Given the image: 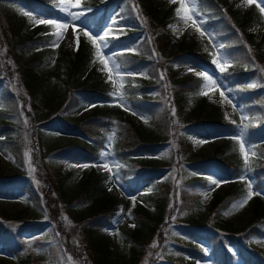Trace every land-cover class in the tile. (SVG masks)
<instances>
[{
    "label": "rangeland",
    "instance_id": "rangeland-1",
    "mask_svg": "<svg viewBox=\"0 0 264 264\" xmlns=\"http://www.w3.org/2000/svg\"><path fill=\"white\" fill-rule=\"evenodd\" d=\"M223 1L231 5V8L238 10L242 16L248 14L245 30L253 35V44L264 53V15L256 7L259 0H251V3L246 6L241 5V0ZM53 2L51 13L45 10V7L41 8L42 6L34 10V3L29 0H0V53L3 54V62L0 64V123L8 125L10 128L8 135L14 138L19 148V154H15L9 145L4 144V136L0 135V168L4 181L0 183V219L6 223L9 221L8 224L0 225L2 233L0 245H3L4 240L14 245L11 249L6 245L4 248L0 246V264H21L17 255L23 252L25 258L28 257L24 264H94V256H91L88 250V239L85 238L86 230L90 228L95 229L93 231L95 237L99 238L103 234L108 238L109 248L114 257H129L128 237L136 228L132 213L138 205L142 204L153 209V206L146 202L145 195L150 194L158 182L169 186L168 196L166 194L165 196L178 197L179 203L175 204L174 210L177 205L179 207L167 216V220L161 223L156 231L151 233L147 230L142 233L140 248H138L140 258L137 264H184L194 258L197 259V264H213V256L216 254L213 241L221 242L225 234L230 241L228 236L230 231L227 230L230 227H233L231 231L239 236H242L243 232L248 234L247 237L255 245L264 249V242H258L259 238L264 241V234L260 237L256 230L253 232L249 230L257 216L254 217V203L258 196L253 195L242 209L232 207L244 198L249 183L254 192L264 193V189L259 191L256 189L255 177L252 176L251 169L246 170L244 167L242 175H230L215 163L222 160L217 158L216 153L226 141L224 137L228 135L222 134L221 130L214 128L220 126L210 122L219 121L233 126L238 124L239 134L243 125H249L245 130V133H248L249 128L258 126L259 122L262 124L263 121L260 119H264V104L258 107L244 105L241 101L235 100V93L226 83L224 75L233 65L231 55L223 45L226 43V35L222 39L216 38L212 29L206 24L205 18L199 13L197 21L202 22L201 31L206 32V35L201 37L193 27H185L183 21L176 16L180 0H176L175 3L164 0L165 9L173 7V15L168 24L170 31L173 32L170 26L181 29L183 34L178 32L173 34L185 46H192L198 53L208 54L211 57L209 65L195 61V58L185 59L189 65L183 74L179 75V79L181 78L182 81L190 78L202 79L197 75L199 72L210 75L217 81L220 91H224L232 103L228 104L224 101L220 91L209 90L208 95L200 96L198 95L200 90L188 92L185 85L180 88V82H173L167 71L169 64L180 66L182 55L179 54V48L176 43H173L171 49L161 47L160 56L156 55L159 60L157 66L160 77L153 83H159L161 90L159 92V87L154 86L149 89V95L157 104L163 101L164 106L165 95L169 98L170 92H175L177 95L184 92L187 94L181 112H178V109L175 111L174 124L170 126L171 133L170 131L157 133L155 126L151 123L152 119L145 112L135 111L124 99L110 95L116 89L126 90L120 68L118 73L113 72V79L110 81L108 72L101 70L103 65L95 55L96 49L84 35V32H88L89 35L97 38L85 28L90 27L86 26L81 18L73 20L71 16L60 10L61 7H69L73 13H87L92 10L91 6L85 5L90 4V1L79 0L81 5L79 8L70 7L77 0H65L63 5L59 4L58 0ZM123 2L126 3L127 0L120 1L108 12L104 9L100 11V14L105 12L108 16L105 23L107 37L119 35V32L114 31L121 28L119 9ZM237 5L241 6L237 7ZM4 11L18 17L24 16L25 12L29 14L24 16L27 24L20 30L19 35L4 29L6 15L3 16V14H7ZM30 16L68 23L69 28L66 32L61 30L63 38L58 45L54 46L52 42L56 37L45 35V33L51 34L54 29L44 30L48 25L36 24L29 18ZM40 27L44 29L37 30L38 33H35ZM142 36H138V40H142ZM77 37L84 40L82 45L89 48L93 58L90 65L94 66L95 72L90 74L87 70L84 75L91 76L92 80L99 83L98 86L101 89L99 92L109 91L107 94L112 97V100L119 101L121 106H124L121 108L124 116L131 117L130 119L147 140L145 149L150 152L142 151L137 155L140 159L146 155L152 159L153 170L146 172L145 178L140 179L135 175L129 176L131 180L124 178L125 174L120 169L122 167L119 161L120 154L115 150L111 152V146H114L117 140L116 127L111 123L108 126L107 148L101 149L98 153L100 160L94 161L84 152H81V155L77 154L80 150L75 145L85 146L87 140L78 126L91 121L94 106L105 105L101 98L91 97L92 95L87 93L89 91L72 88L68 96L69 90L66 86L68 70L77 54L75 51L77 45L70 44V41H75ZM11 40L13 43H9ZM98 43L101 46V54L108 60L109 67L118 65L107 51V48L110 49L106 40L98 41ZM45 44L46 47H44ZM125 49H131V45H127ZM228 49L231 50V48ZM213 59H217L220 63L227 61L230 66L224 72H220L213 63ZM34 61V76L26 79L24 75L26 68ZM189 69L192 70L189 71ZM136 74L149 79L146 70L141 69ZM162 75L163 79H161ZM241 83L246 84L247 87L255 83L257 87L248 88L260 90L261 95H264V90H261L255 75H243ZM121 84H123L122 88ZM4 89L6 93L8 92V95H5L13 99V103L10 102L11 105L8 104L9 100L5 101V97L2 96ZM233 105L236 106L235 109ZM129 112L130 115H127ZM242 116L248 119L242 120ZM144 120L148 123H144ZM103 121L105 120H98V122ZM243 139L246 141V148L250 146L251 163L258 155V148L255 149V146L264 145V132L255 144H247L246 135ZM236 150L243 161L238 148ZM251 151H255L257 155L252 157ZM102 152H108L110 155L102 158ZM25 153L28 155L26 156ZM29 161L34 171L29 168ZM103 163L109 165L111 172L94 166ZM82 165H89V167H81ZM90 177L102 178L105 184V196L117 200L115 204L117 216L112 224L104 229L90 224L88 213L91 204L79 200L82 185ZM209 177L221 181L220 185L217 187L211 184ZM139 179L140 185L136 187L130 185ZM172 181L174 185L171 184ZM235 184L244 192L243 198L234 201L220 214L210 217V205L214 196L225 194L227 196V191ZM60 186H63L64 190L61 189L63 194L60 192ZM110 187L112 191H109ZM132 189H136V192ZM260 197L264 198V195ZM132 198H135V202ZM261 208L260 214L264 211V207ZM4 217L8 219L5 220ZM52 219H54L55 227H58L57 232L54 231L53 223H50ZM262 227L264 229V221ZM240 244L241 246L238 247ZM226 245L228 248L232 247L231 252L236 256L233 263L244 264L239 255V250L244 249V241L238 240L234 244L226 243ZM17 247H19L18 250Z\"/></svg>",
    "mask_w": 264,
    "mask_h": 264
},
{
    "label": "trees",
    "instance_id": "trees-1",
    "mask_svg": "<svg viewBox=\"0 0 264 264\" xmlns=\"http://www.w3.org/2000/svg\"><path fill=\"white\" fill-rule=\"evenodd\" d=\"M29 1L31 3H34V1ZM114 1L119 0H108V4L114 3ZM36 3L42 5L44 2L37 1ZM163 3L164 0H127L124 10H122V19L126 20L130 18L127 22L132 21L131 25L134 27L133 30L124 27V30L129 32L132 31L130 36L126 39H130L133 42L135 35L138 33L136 30L137 28H140L145 34V40H147L146 42L142 41L140 44L134 43V45L138 48L139 53H152V50L160 51V49L165 47H170L171 49L173 43L175 42V38L171 34V31L167 29L169 21L173 15V10H166L163 7ZM197 3L199 6V11L206 16L208 23L214 29L213 31L215 35L220 39L224 38V35H226V49L231 55L233 65L226 70V74L224 77L231 91L237 95L239 100L243 101L250 107H254L255 105L262 106L264 104V99H254V97H257L256 93L253 90L249 89L246 85L241 83L243 75L253 74L255 75L259 84L264 85V72H261L259 70L261 68H264V53L260 50L259 47L253 44V35L247 33L245 30L248 22V14H244L242 16L238 10L231 8V5H229L228 3H224L223 0H197ZM4 12L7 13L3 14V16L6 15L4 29H7L14 34L19 35L20 30L24 29V26L27 24L25 18L26 16L24 15L25 17H18L13 13H8V11ZM37 30H42V27L36 29L35 33H38ZM9 43H13V41L11 40ZM82 44L83 42L76 52V58L71 61L68 70L69 77L66 81V86L69 90L68 96L72 92V88L92 92L101 90L98 86L99 83L96 80H92L91 76L86 77L84 75L89 68L88 66L89 62L91 61V53L89 52V48H86ZM176 45L179 48V54L182 55V62L180 61L179 67L171 64L167 65V71L169 73L168 76L173 82H180V88L185 85L187 86L188 92H198L201 85L203 84L202 79L190 78L189 80L182 81L181 78L179 79V75L183 74V71L188 65L185 62V59L188 57L187 55H189V57L191 56L192 58L197 57V60L204 61L205 63H210L209 56L207 54L198 53L193 49L192 46L187 47L182 42H177ZM44 47H46V44L44 45ZM228 48H231V50H229ZM2 56L3 54L0 53V64L3 62ZM116 58L122 67L129 65L136 66L143 63L144 60L146 61L147 59V57L145 58L144 56L135 55L133 54V52H129L128 54L121 53L117 55ZM35 60H37V58H35ZM158 62L159 60L155 58V64L152 63L150 67V74L152 76H156L157 78L160 74L159 68L157 66ZM34 64L35 61L34 63H30L26 68V72L24 73L26 79H30L34 76ZM93 73L94 70L90 72V74ZM140 83L145 82L140 81ZM255 91L257 92V90ZM5 94L8 95V92L6 93V90L4 89L2 91V96L5 97V101L8 99V104L11 105L10 102L13 103V99L6 96ZM186 94L187 93L184 92L180 93V95H177L175 92H170L171 96L169 98H167L165 95V105L161 107L159 111L158 109L154 108L155 104L151 103V99L146 97V95L142 99H138L134 95L133 99L135 105L139 108L143 104H146L144 109L148 111L149 114H152L151 118L153 119L151 123L155 126L154 128L157 133H160L162 131H166L167 133L170 131L171 133L172 129L170 126H173V117L175 118V115H173V109L175 111L176 109H178L177 111L181 112V107H183L186 102ZM76 103L78 104V101ZM100 116L105 117L107 120L103 123H98L96 122V119H91V121L82 123L80 127L89 139V142H86L85 146H75L79 148L80 152H84L93 160L97 159L99 151L102 148L106 147L108 132L105 133V130L110 123L115 124V136L117 137V140L114 143L112 152L113 150H115L118 154H120L119 161L122 163V167L120 169L125 174L124 178L127 180H131L129 179L130 175H135L138 178H144V174L146 172L153 170V163L151 162L152 159L149 157V155H146L143 159H140L137 156L139 155V152L142 151L150 152L149 150L145 149L147 147V140L144 134L139 130L137 125L129 117L123 118L124 116L122 115L120 109H95L94 115H92V117ZM211 123H216V125L220 126L216 127L217 129L223 128L226 131V134L229 133L231 135H234L238 132L237 126L225 124L219 121ZM259 125L258 127L253 126V128H249L248 135L250 142H255L256 136L260 134V127L262 126ZM9 131L10 128L7 124L0 123V135L4 136V144L9 145V147L15 154H19V148L14 142V138L11 135H8ZM237 148L238 145H236L235 141L232 139V137H230L226 139V141L221 145L219 151L216 153L217 158L219 160H223V162L222 160L217 162L218 167L225 170L226 173H230V175H241L244 168L243 161L238 156L236 150ZM257 148L258 155L250 163L249 167L252 170V176L255 177L254 179L256 180V183L260 184V186H263L264 188V145L261 144ZM2 177L3 172L0 168L1 184L4 182ZM103 181L104 180L102 178H88L87 181H85L82 185V192H80L79 197V200H84L85 202L91 204L88 213V215H90L89 222L90 224L97 225V228L100 229H104L105 227L110 226L117 216L115 206L117 200L113 198L110 199L105 196L106 191ZM13 182L16 181L13 180ZM135 183L136 181L130 185L132 186ZM61 184H63L62 181ZM171 184L174 185V181H172ZM168 188L169 186L166 183L162 184V182H158L153 187L150 194L145 195L146 202L151 204L153 206V209L151 210L150 208L142 204L138 205L135 211L132 213V218L136 224V228L134 233L130 237H128L130 241L129 257H114L109 248V242L106 236L102 234L99 238H97L93 234V231L95 230L94 228L86 230L85 238L88 239V250L91 256H94V264L138 263L140 258V249L138 251V248H140V237L142 233L147 230H149L151 233L156 231L157 227L167 220V216L169 214H172L173 211L175 212L179 207V205H177L176 209L174 210L175 204L179 203L178 197L165 196V194L168 196ZM59 189L63 194L61 190L63 189V186H60ZM227 194V196L226 194L214 196L210 205V217L213 218L215 214H220L222 211L227 209L234 201H238L244 196V192L236 184L231 186V188L227 191ZM254 207V217L256 215L257 216L253 220L254 223L249 227V230L253 232L254 229H260V232L264 233V229L262 227V222L264 221V211L262 214H260L259 212L262 209L261 207H264V200L260 197L256 198ZM4 218L5 220L8 219L7 217ZM53 220L54 219H52L50 223H53L54 231L57 232L58 227H55ZM8 222L9 221H7V223L3 222V220L0 219V225L8 224ZM232 228L233 227L226 229L233 230ZM3 242L5 245H8L10 249L14 247L12 242H6L5 240ZM18 248L19 247H17L16 249L18 250ZM250 250H252L255 255L260 258V262L258 260L257 261L261 264H264V249H260L258 247L250 248L244 253L246 257ZM17 259L19 263L24 264L28 257L25 258L23 252L17 255ZM184 264H194V262H188Z\"/></svg>",
    "mask_w": 264,
    "mask_h": 264
},
{
    "label": "snow or ice",
    "instance_id": "snow-or-ice-1",
    "mask_svg": "<svg viewBox=\"0 0 264 264\" xmlns=\"http://www.w3.org/2000/svg\"><path fill=\"white\" fill-rule=\"evenodd\" d=\"M59 4L63 5L65 4V0H58ZM176 0H170V3H175ZM249 3H251V0H241V5H248ZM241 5H237V7H240ZM264 0H259V3L256 4V7L259 9L260 13L262 15H264ZM81 5L79 3V0H77L76 3H72L70 5L71 8H79ZM198 7V3L197 0H187V2H185V0H180L179 3V7L176 9V16L183 21V24L185 25V27L191 26L195 29V31L199 32L201 37L206 35L205 31H201V23L197 21V17L199 16V12L197 10ZM60 10L62 12L67 13L69 16L72 17L73 20H77L79 19L80 16H82L84 13L83 12H78V13H73L69 10V7H61ZM24 15H29L28 13H23ZM34 23L36 24H45V25H50L54 31L51 33L52 35H54L56 37V39L52 42L54 46L58 45V42L63 38V32L61 30H63L64 32L67 31V29L69 28V24L68 23H64V22H58L56 20H51V19H44V18H40L37 19L36 17L30 16L29 17ZM189 21H191V25H189ZM173 30L174 33H179V34H183V31L179 28H177L176 26H170ZM73 31H75V29H73ZM45 35H48V33H45ZM84 35L87 36V38L89 39V41H91L93 47L96 49V53L95 55L99 58L100 63L103 65V68L101 69L102 71H107L108 72V79L111 81L113 79V72H119V65H113L111 68L109 67L108 64V60L104 57V55L101 54V46L98 43V41H105L106 37L108 36V33L106 32L103 36H99L97 38H94L92 35H89L88 32H84ZM78 41L79 38L77 37L75 41H70V44L75 43L76 45H78ZM209 41L211 42V38H209ZM221 47H223L221 45ZM207 51V49H206ZM251 51V50H249ZM156 53L153 52V55H155ZM95 62V61H94ZM213 63L216 64L217 68L219 69L220 72H224L226 70V68L229 65V63L226 61L224 63H220L218 62L217 59H213ZM192 69H189V71H191ZM261 72H264V68L259 69ZM198 76L202 77L203 79V85L198 93V95L200 96H206L208 95L209 90H216V91H220V86H218L217 81L210 75H207L203 72H199L197 73ZM161 79H163V75L161 76ZM120 87H123V84L120 85ZM248 87L250 88H255L257 87V85L255 83L253 84H249ZM110 95L113 96H119V98L122 100L123 99V95L120 93L119 89H116V91H114L113 93H110ZM220 96L223 98L224 101H226L228 104H231L232 101L231 99H229L226 95L224 91H220ZM235 105H233V108L235 109ZM173 115H175V110L173 109ZM226 118H227V113L225 114ZM242 120L244 119H248V117L246 116H242L241 117ZM234 122V121H233ZM25 123H27V121H25ZM144 123H148L147 120H144ZM239 127V126H238ZM249 127V125H243V127L241 128L240 133L237 136L232 137V139L236 142V144L238 145V150L240 155L243 157V164L245 166V169L248 170L249 166H250V158H249V151H250V146L248 148H246V141L243 139L244 135H245V130ZM109 139H112V137H109ZM25 155L27 156L28 154L25 153ZM107 155H110V153L108 152H102L101 153V157H105ZM165 155H167V153H165ZM257 155V153L255 151H251V156L255 157ZM94 166H98V167H102L104 170L111 172V168H109V165L107 163H103L101 165H94ZM81 167H89V165H82ZM29 168L34 171V169L31 168V163L29 161ZM210 180V183L213 185H216L217 187L220 185L221 181H218L216 179H213L211 177L208 178ZM109 191H112V188H109ZM253 195L256 196H262L264 195V193H260V192H254L251 183H249L247 185V193L244 196V198L239 201L236 204H233L232 207L233 209H242L247 203L248 201L253 197ZM205 198H207V195H205ZM133 202H135V198H132ZM67 219V218H65ZM132 227H134V225H130ZM155 247V245H153ZM69 260H71V257H69Z\"/></svg>",
    "mask_w": 264,
    "mask_h": 264
}]
</instances>
